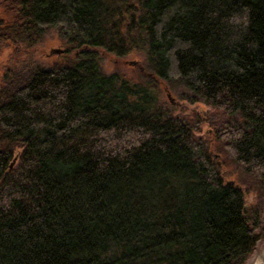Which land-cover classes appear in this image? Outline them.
<instances>
[{"label":"trees","instance_id":"obj_1","mask_svg":"<svg viewBox=\"0 0 264 264\" xmlns=\"http://www.w3.org/2000/svg\"><path fill=\"white\" fill-rule=\"evenodd\" d=\"M0 5L26 57L0 83V264H244L264 236V0ZM51 29L67 48L47 66L30 51ZM161 83L212 107L208 139Z\"/></svg>","mask_w":264,"mask_h":264},{"label":"rangeland","instance_id":"obj_2","mask_svg":"<svg viewBox=\"0 0 264 264\" xmlns=\"http://www.w3.org/2000/svg\"><path fill=\"white\" fill-rule=\"evenodd\" d=\"M10 14L2 8L0 5V19H7ZM66 43L58 36V32L55 29L49 30L42 40L37 43L35 48L30 51V54L35 62L42 63L43 65H51L55 62H63ZM53 49H64L62 54H51ZM25 52V51H24ZM73 54V53H71ZM69 54V55H71ZM76 57V56H75ZM26 58L23 51L20 53L12 45L6 41H0V83L7 73L17 67V64L21 59ZM134 60L136 64H130L129 61ZM143 57L128 56L126 58L118 59L110 55H101L100 65L104 72H120L134 81H139L140 76H146L143 69ZM161 99L166 101L173 108V114L184 118H193L194 116L201 115L203 117L202 122L198 124V130L195 132L197 136H202L208 139L211 135V126L205 122V118L209 119L213 112L212 107L203 103H189L180 99L179 94L161 83ZM211 155L214 160H219L221 155L215 150L214 146L211 148ZM222 169L228 173L226 176L227 181L235 183L236 169L235 167L223 157V164H220ZM254 194L247 193L245 196L246 204L249 205L253 200ZM261 222L264 224V211L261 216ZM264 251V236L257 242L252 254L244 262V264H253L258 256Z\"/></svg>","mask_w":264,"mask_h":264},{"label":"water","instance_id":"obj_3","mask_svg":"<svg viewBox=\"0 0 264 264\" xmlns=\"http://www.w3.org/2000/svg\"><path fill=\"white\" fill-rule=\"evenodd\" d=\"M64 52V49H53L51 50V54H62ZM130 64L135 65L136 61L131 60L129 61ZM13 165L11 164V167ZM230 183H233L232 181H230ZM253 264H264V251L258 256V258L256 259V261Z\"/></svg>","mask_w":264,"mask_h":264}]
</instances>
